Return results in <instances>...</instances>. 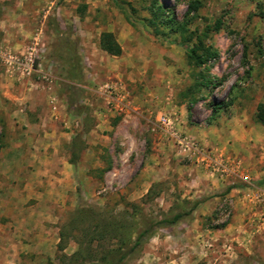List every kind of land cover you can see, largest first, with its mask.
Masks as SVG:
<instances>
[{"label": "rangeland", "instance_id": "obj_1", "mask_svg": "<svg viewBox=\"0 0 264 264\" xmlns=\"http://www.w3.org/2000/svg\"><path fill=\"white\" fill-rule=\"evenodd\" d=\"M150 1L0 0V264H74L80 245L95 261L118 242L93 222L130 232L131 205L158 219L197 199L121 264H264V0H156L155 28ZM197 36L217 57L188 91Z\"/></svg>", "mask_w": 264, "mask_h": 264}, {"label": "trees", "instance_id": "obj_2", "mask_svg": "<svg viewBox=\"0 0 264 264\" xmlns=\"http://www.w3.org/2000/svg\"><path fill=\"white\" fill-rule=\"evenodd\" d=\"M156 0H151L149 2V8L151 11V16L153 17L152 21H149V25L155 28V21L160 19L162 14V7L155 6ZM199 7V2L196 0H192L189 2L187 6V12H194ZM155 20V21H154ZM98 48L104 52L105 54L118 57L121 54V48L116 42L115 37L112 33L102 32L99 35L98 39ZM185 57L187 62L192 65L194 68H199L197 73V77L199 78L196 82L193 83L189 90L199 91L201 89H207L211 84L210 79L207 76H204L203 72L208 73L209 66L207 62L209 60H215L217 54L215 51L211 50L209 47H206L202 44L201 39L197 36L195 38V43L191 46L185 47ZM78 61L74 64L68 65L69 69L64 71L67 78L74 83L78 82L77 74L73 72V69L79 70ZM76 65V66H75ZM187 94L191 95V92ZM218 108V107H216ZM256 119L259 123L264 124V104L256 105ZM259 184L264 183V179L258 182ZM228 189L223 191L222 193H226ZM206 199H197L192 202L187 203V207H181L176 213H173L167 217L162 218H147L142 216L137 210L136 206L131 205V210L133 214L136 215L134 219V227L131 231H126L122 227H114L109 222L100 223V221L93 222L92 233L97 236V240H103L104 238H108L110 240H115L118 242V245L114 249L102 250L99 253V257L97 260L93 261L91 255L86 252L87 258L84 256V250L82 246H78L77 251H75L70 257L74 264L77 261L81 260V264H121L129 255L138 251L141 246L145 243V241L150 238L153 233L163 227L174 226L180 221H183L185 218H190L192 213L203 203ZM83 211L78 210L76 214H82ZM133 216V215H132ZM121 234V235H120ZM64 238L60 235V239ZM66 238V237H65ZM60 248V246H59ZM90 247L87 245L85 250ZM90 251V250H89ZM87 260V261H86Z\"/></svg>", "mask_w": 264, "mask_h": 264}, {"label": "built area", "instance_id": "obj_3", "mask_svg": "<svg viewBox=\"0 0 264 264\" xmlns=\"http://www.w3.org/2000/svg\"><path fill=\"white\" fill-rule=\"evenodd\" d=\"M156 123H158V127L162 129L163 131L169 133L170 136L174 138V142L178 145L179 149L184 151H192L196 152V148L192 143H189L185 139H181L178 136H176L172 129H173V122L169 118L160 117L158 120H156Z\"/></svg>", "mask_w": 264, "mask_h": 264}]
</instances>
